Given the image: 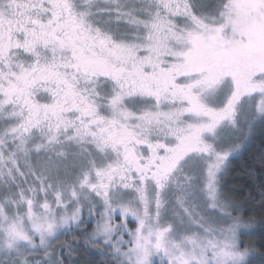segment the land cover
<instances>
[{
	"label": "snow or ice",
	"instance_id": "snow-or-ice-1",
	"mask_svg": "<svg viewBox=\"0 0 264 264\" xmlns=\"http://www.w3.org/2000/svg\"><path fill=\"white\" fill-rule=\"evenodd\" d=\"M258 125L264 0H0V264H252Z\"/></svg>",
	"mask_w": 264,
	"mask_h": 264
},
{
	"label": "trees",
	"instance_id": "trees-1",
	"mask_svg": "<svg viewBox=\"0 0 264 264\" xmlns=\"http://www.w3.org/2000/svg\"><path fill=\"white\" fill-rule=\"evenodd\" d=\"M262 150H264V131L259 126L245 147L230 158L229 171L226 175L227 186L224 189L238 201L245 219L253 222V227L242 236L244 244L253 249L250 258L252 264H264V208H261L264 195L259 188L264 174L256 163ZM96 259L99 262V257Z\"/></svg>",
	"mask_w": 264,
	"mask_h": 264
},
{
	"label": "rangeland",
	"instance_id": "rangeland-1",
	"mask_svg": "<svg viewBox=\"0 0 264 264\" xmlns=\"http://www.w3.org/2000/svg\"><path fill=\"white\" fill-rule=\"evenodd\" d=\"M258 127H259V125L257 126V128H258ZM247 143H248V142H247ZM247 143H246V144H247ZM246 144H245V145H246ZM245 145H244L241 149H243V148L245 147ZM240 151H241V150H240ZM235 155H237V154H235ZM235 155H234V156H235ZM62 239H63V237H62ZM241 239L243 240V237H241Z\"/></svg>",
	"mask_w": 264,
	"mask_h": 264
}]
</instances>
